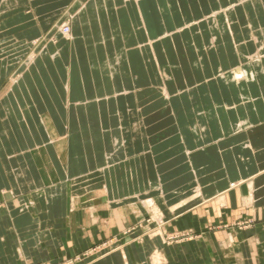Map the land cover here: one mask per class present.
<instances>
[{
    "label": "crops",
    "instance_id": "obj_1",
    "mask_svg": "<svg viewBox=\"0 0 264 264\" xmlns=\"http://www.w3.org/2000/svg\"><path fill=\"white\" fill-rule=\"evenodd\" d=\"M57 1L43 17L1 0L0 264H260L252 0ZM235 63L262 72L236 118L217 88Z\"/></svg>",
    "mask_w": 264,
    "mask_h": 264
},
{
    "label": "rangeland",
    "instance_id": "obj_2",
    "mask_svg": "<svg viewBox=\"0 0 264 264\" xmlns=\"http://www.w3.org/2000/svg\"><path fill=\"white\" fill-rule=\"evenodd\" d=\"M37 1L39 2L38 6H36L35 8V3H37ZM5 0V2L10 3L11 5V10H12V16L14 15H18V7H20L19 5L23 4L26 2V7L27 8V13L29 14H33L34 16H37L36 14H43V17H49L47 14L50 13L53 5L55 4L56 0ZM60 2V6L63 2L65 1H57ZM1 3V0H0ZM2 4L0 6V9L2 8ZM32 6V7H31ZM264 0H252L251 1V9L249 12V16L251 19V22L254 23L255 25H258V23H264ZM31 12V13H30ZM45 15V16H44ZM47 15V16H46ZM242 20V17H241ZM63 23H67V22H63ZM61 23L59 25L60 31H61V25L63 24ZM68 24V23H67ZM69 25V24H68ZM62 32V31H61ZM48 30L44 33V35L42 36V38H38L35 39L32 44L28 45L26 50H27V56L26 59L30 58V55L32 56V52L34 51H38L40 50V45L42 43H45L46 41H49V35L47 34ZM65 35V34H64ZM37 41V42H36ZM12 49V48H11ZM24 61V59L22 60V62ZM246 65L240 64V63H235V65L233 66V68L230 69V67L228 69H223V71H220V75L218 77V91H220V103L223 104V102L225 104H231L230 102L234 103L235 106H237L236 108V113H235V117L238 115H242L241 112V106L244 103H242V101L248 102L245 105H251L254 103H258L260 102V97H258V89H259V83L261 85V88L264 89V75H262V77H260L261 75V69L259 68V66L257 64H252L249 65V68H253L252 71H248V70H244L243 68ZM247 67V68H248ZM241 71L247 72L248 75L247 76H241ZM261 73H260V72ZM256 77V79L258 77H260L259 83L255 82L254 83H249V81H252L254 78ZM257 87V88H256ZM251 90V91H250ZM241 91H245V96H241L238 94V92ZM256 91V92H254ZM232 100V101H231ZM262 100V98H261ZM263 102V100H262ZM243 107V106H242ZM237 110L239 113H237ZM231 115L232 113L229 112ZM236 184V183H235ZM221 199L222 197H218V199ZM215 200V199H214ZM261 222V223H260ZM256 224V217H246V218H242L239 219L238 221L235 222V226L238 227L239 229H249L250 227H253ZM258 224V223H257ZM258 228L263 229L264 228V220L260 221L259 220V225ZM259 229V230H260ZM262 245H260V249H259V253L252 255V258L255 259L256 258V262L260 263V264H264V242L261 243ZM81 258V257H80ZM79 257H73V258H68L67 260L64 261V264H74L76 261H78L80 259ZM39 264H48V263H39Z\"/></svg>",
    "mask_w": 264,
    "mask_h": 264
},
{
    "label": "built area",
    "instance_id": "obj_3",
    "mask_svg": "<svg viewBox=\"0 0 264 264\" xmlns=\"http://www.w3.org/2000/svg\"><path fill=\"white\" fill-rule=\"evenodd\" d=\"M61 31L63 34L67 35L69 33V25L67 23H63L61 25Z\"/></svg>",
    "mask_w": 264,
    "mask_h": 264
}]
</instances>
